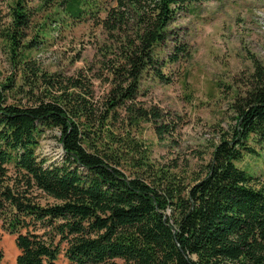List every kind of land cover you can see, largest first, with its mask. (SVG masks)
Here are the masks:
<instances>
[{
  "label": "trees",
  "instance_id": "trees-1",
  "mask_svg": "<svg viewBox=\"0 0 264 264\" xmlns=\"http://www.w3.org/2000/svg\"><path fill=\"white\" fill-rule=\"evenodd\" d=\"M29 1H11L14 28L2 37L35 75L32 82L24 77L30 92L43 83L47 90L34 104L10 103L16 81H0V264L4 234L15 238L16 264H59L62 256L68 264H264V183L254 185L236 164L256 153L250 140L264 142V60L253 59L230 106L234 123L203 169L182 174L115 129L125 113L130 127L148 122L159 139L171 134L161 123L165 113L138 101L140 83L151 75L167 84L164 66L190 58L169 25L196 0H115L105 17L93 0H37L39 8L56 9L55 21L88 14L104 29L100 61L110 88L103 112L82 71L48 74L26 50L18 52L35 15ZM36 46L37 39L26 47ZM53 129L64 155L46 164L38 149Z\"/></svg>",
  "mask_w": 264,
  "mask_h": 264
},
{
  "label": "rangeland",
  "instance_id": "rangeland-1",
  "mask_svg": "<svg viewBox=\"0 0 264 264\" xmlns=\"http://www.w3.org/2000/svg\"><path fill=\"white\" fill-rule=\"evenodd\" d=\"M11 1L0 0V81L6 82L10 77L16 81L8 102L34 104L36 96L47 88L43 83L34 94L30 92L24 79L32 82L35 75L28 65L19 62V56L13 54L9 42L2 37L14 28ZM93 1L100 17H105L106 10L116 4L115 0ZM29 5L35 15L30 27L23 30L18 52L26 50L29 60L48 74L80 77L82 71L83 82L94 91L91 102L105 111L110 83L100 61L101 47L106 42L104 29L88 14L80 19L60 15L55 21L56 9L39 8L37 0L29 1ZM169 28L188 45L191 56L164 66L163 72L170 77L167 84L151 75L143 77L138 101L161 109L166 115L161 123L173 129L171 134L159 139L148 122L130 127L125 113L115 131L121 137L147 143L150 157L159 166L195 175L210 158L220 133L234 123L230 106L253 71V59L264 60V0H196L177 14ZM35 39L38 46L27 48ZM171 45L170 40L161 56ZM100 74L102 78H98ZM60 136L58 129L43 134L38 155L46 164L63 158ZM249 145L256 153L246 154L236 164L253 175V183L259 187L264 183V142L250 140ZM1 245L5 253L3 264H16L19 250L14 236L4 234ZM59 264L68 263L61 259Z\"/></svg>",
  "mask_w": 264,
  "mask_h": 264
},
{
  "label": "crops",
  "instance_id": "crops-1",
  "mask_svg": "<svg viewBox=\"0 0 264 264\" xmlns=\"http://www.w3.org/2000/svg\"><path fill=\"white\" fill-rule=\"evenodd\" d=\"M19 254V253H18ZM62 259L66 260L63 256H62Z\"/></svg>",
  "mask_w": 264,
  "mask_h": 264
}]
</instances>
